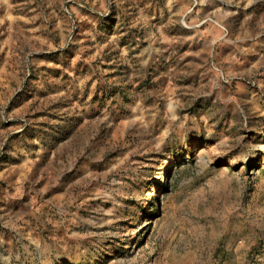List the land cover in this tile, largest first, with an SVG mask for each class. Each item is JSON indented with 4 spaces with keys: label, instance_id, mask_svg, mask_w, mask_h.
Segmentation results:
<instances>
[{
    "label": "rangeland",
    "instance_id": "obj_1",
    "mask_svg": "<svg viewBox=\"0 0 264 264\" xmlns=\"http://www.w3.org/2000/svg\"><path fill=\"white\" fill-rule=\"evenodd\" d=\"M0 264H264V0H0Z\"/></svg>",
    "mask_w": 264,
    "mask_h": 264
}]
</instances>
